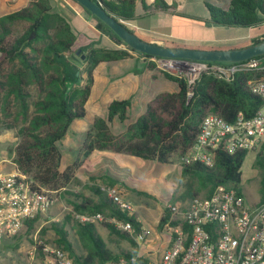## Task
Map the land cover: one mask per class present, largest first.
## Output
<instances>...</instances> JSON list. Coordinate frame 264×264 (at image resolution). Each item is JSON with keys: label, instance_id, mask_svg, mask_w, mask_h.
Here are the masks:
<instances>
[{"label": "trees", "instance_id": "obj_1", "mask_svg": "<svg viewBox=\"0 0 264 264\" xmlns=\"http://www.w3.org/2000/svg\"><path fill=\"white\" fill-rule=\"evenodd\" d=\"M92 1L101 3L108 13L141 39L152 40L137 33L130 24L139 15L141 0ZM205 6L211 12L207 22L219 27L264 24V0H229L226 8L209 3ZM144 9L147 10L146 7ZM83 10L95 20V29L101 35L124 49L93 43L82 45L69 20L48 0H31L27 6L0 17V128L14 130L17 140L13 147V162L17 170L26 174L35 187L54 192L55 202L63 200L67 206L57 222L42 224L48 221L43 215L25 221V236L33 245H36V238L61 250L73 264H107L122 259L128 264H148L149 260L138 257L134 250H114L111 247L114 243H109L110 239L108 242L99 230L101 226L110 237L128 241L132 246L134 235L117 230L108 219L130 222L135 233L142 231L135 212L122 210L107 193L108 188L126 187L125 177L131 176V170L119 165L115 158L99 156L93 159L91 156L95 152H108L142 161L171 163L192 148L206 115L215 114L227 122H233L239 113L252 118L263 103L251 93L247 83L252 78L264 76V55L253 58L258 61V69L239 72L231 82L202 75L191 97L187 96L188 88L183 78L163 73L166 79L176 84L175 91L157 94L144 104L141 112L134 109L127 99H114L107 105L104 115L94 117L76 158L64 164L62 142L73 123L87 115L97 66L103 62L123 60L130 53L153 58L133 51L105 23ZM33 33L35 37L30 39ZM263 41L264 34H261L230 47L211 49L243 48ZM164 45L190 47L170 40ZM78 49H81L80 54H77ZM71 55L75 58L85 55V78ZM78 78L86 83L75 84ZM68 82L73 85L67 86ZM249 154L253 156L252 165L257 170L255 180L263 202L264 140L254 152L238 150L229 154L217 151L212 167L201 163L181 164L184 191L177 201L185 203L194 197H209L220 185L242 193L241 169ZM77 175H86L88 183L81 191H72L70 186ZM132 188L130 191L139 197H151L143 189ZM162 207L160 229L169 217L166 203ZM77 215H101L103 219L83 221ZM171 224L179 225V221ZM16 239L19 240V236L6 240L1 254L6 244ZM36 252L33 264H42L41 247ZM132 258H135L134 262Z\"/></svg>", "mask_w": 264, "mask_h": 264}, {"label": "built area", "instance_id": "obj_2", "mask_svg": "<svg viewBox=\"0 0 264 264\" xmlns=\"http://www.w3.org/2000/svg\"><path fill=\"white\" fill-rule=\"evenodd\" d=\"M157 68L170 74L184 76L191 97L197 81L209 75L231 82L237 73L258 69V61L251 58L237 63L221 64L206 61H187L150 58ZM252 94L258 96L263 106L252 118L239 113L233 122H227L215 114L206 115L192 148L180 163L214 165L215 153L233 154L238 150L254 152L264 140V76L252 78L247 83ZM0 162V254L3 243L21 232L25 221L46 214L55 204L52 191L33 185V181L19 172L12 161L13 170L4 171ZM107 193L122 210L134 212V206L120 195L117 188ZM169 217L165 228L170 234V245L161 260L148 264H264V201L249 204L244 190L218 186L206 198L194 197L187 202L166 203ZM83 221L102 220L101 215H77ZM179 221L173 226L171 222ZM117 230L134 235L139 244L144 242L146 231L139 233L130 222L109 218ZM183 225L186 227L184 228ZM187 228V229H186ZM41 247L42 264H73L66 253L42 241L36 240L31 255ZM132 262L135 258L131 259ZM107 264H128L124 259Z\"/></svg>", "mask_w": 264, "mask_h": 264}, {"label": "rangeland", "instance_id": "obj_3", "mask_svg": "<svg viewBox=\"0 0 264 264\" xmlns=\"http://www.w3.org/2000/svg\"><path fill=\"white\" fill-rule=\"evenodd\" d=\"M186 10L177 12L176 14H169V17L162 15H152L144 18L143 20H135L130 22L132 25H140L143 27L140 33H145L150 37L157 40H170L184 44L190 47L203 46L208 48H224L237 44L238 42L248 38L256 37L264 34V24L256 27H219L207 24L211 12L205 6L206 2L211 5L225 8L229 0H186ZM160 5L162 4L159 1ZM207 12H206V11ZM158 15V16H156ZM173 16V17H170ZM76 27L81 39H88L90 37V27L78 18L76 20ZM129 23V22H128ZM35 37V36H34ZM164 45V43H159ZM119 49H124L123 46H118ZM74 62L78 63L81 67V72L85 78L86 63L82 58H75L71 55ZM141 57V56H140ZM119 65L113 63H103L99 65V73L92 85V94L90 101L87 104L88 114L82 119H77V122L89 123L91 117L89 112L97 105H107L111 99L121 97V84L126 74L138 73L143 74L146 67H143L140 61H119ZM162 71V70H161ZM163 73H168L162 71ZM170 74V73H169ZM181 78L184 74H172ZM85 80L80 81L78 78L75 84L84 85ZM72 83H67V86H72ZM173 87V88H172ZM175 83L170 82L167 86L162 85L154 87L151 93L152 97L161 91H175ZM131 103L136 100V96L127 98ZM138 109V108H137ZM142 111V110H140ZM119 129V128H118ZM121 129V128H120ZM73 132L72 129L69 131ZM68 133V134H69ZM73 134V133H72ZM14 130H4L0 128V162L5 160L4 163L6 172L13 170V147L16 144ZM79 141V140H75ZM67 147L64 149V164L66 160L75 159L73 157V148ZM73 161V160H72ZM253 156L249 154L242 166V183L241 187L244 190L246 200L249 204L256 202L259 199L258 184L256 182L257 170L252 165ZM123 164V163H122ZM131 176H126L125 181L128 184L125 189L129 190V199L132 203L138 205L143 203L145 215L151 220H158L163 213V204L174 203L177 201L178 196L184 191V184L181 180L182 167L180 160H173L171 163H158L154 161L139 160L131 162ZM88 182V181H87ZM86 182V183H87ZM143 189L144 193L150 194L151 197L143 195L139 197L131 192L133 188ZM83 182L75 178L70 190L78 191L82 189ZM121 195V194H120ZM122 196V195H121ZM138 196V197H137ZM123 198V197H122ZM131 203V204H132ZM133 205V204H132ZM134 206V205H133ZM67 210L65 201H58L44 214V218L50 220L51 216L56 215L55 218L61 220L63 214ZM160 221V219H159ZM57 222V221H54ZM45 222H42L44 224ZM19 240H13L6 244L4 253L0 254V264H32L33 260L30 258L31 252L35 245L29 242L28 237L25 236V227L18 234ZM36 241V238H34ZM39 241V240H38Z\"/></svg>", "mask_w": 264, "mask_h": 264}, {"label": "crops", "instance_id": "obj_4", "mask_svg": "<svg viewBox=\"0 0 264 264\" xmlns=\"http://www.w3.org/2000/svg\"><path fill=\"white\" fill-rule=\"evenodd\" d=\"M30 1L31 0H0V17L27 6ZM48 1H50V3L54 6V9L56 11L61 13L63 16H65L69 20V22L72 24L73 28L75 29L77 33L78 31H77L75 22L78 18L82 19V21L85 22V24H87L90 27L92 31L90 33L89 40L81 39V37H79L81 39L82 45L93 43V44H99L100 46H106V47H112V46L118 47V45H115L109 39V37L105 35H101L95 29V24H96L95 20L91 16H89L86 12H84L83 8H81V6H79L77 3L73 2L72 0H48ZM159 1L162 2L161 5ZM186 2H187L186 0H141V4L139 5V15L137 16V19L143 20L144 18L155 15V14H158L159 16L163 14L164 16L169 17V14H176L179 11L186 10ZM205 2L207 3V1ZM164 5H166L167 8H162V6ZM145 7L147 8L146 11L144 9ZM207 16H209L207 18H210V15H207ZM170 17H173V16H170ZM207 24L213 25L210 22H207ZM133 27L137 33L150 37L149 35L145 33H140L141 30H143V27H141L140 25H133ZM150 38L152 39L151 41H155L157 43L165 42L164 40H157V39H154L153 37H150ZM132 60L140 61L141 65L143 67H146V69L144 70L143 74H138L135 72L126 74L125 77L123 78L124 80L122 81V84L120 87L121 97H116V98L117 99L118 98L127 99L133 96H136V100L132 102L131 105L134 109L138 108L137 110L140 111V110H143L144 104L149 101L148 99L151 96V93L154 92L152 91L154 87H158L162 85L167 86L168 84H170L171 81L165 78L163 72L157 68L156 64H154L150 58L146 59L134 53H130V56L123 60H118V61H113V62H103V63H113L115 65H119V63H117L119 61H132ZM103 63H100L99 65ZM99 65L94 70V81L96 79V75L100 72L99 70L102 69V68H99ZM175 87H176V84H175ZM91 94H92V91H91ZM113 100L114 99H111L107 103V105ZM88 102H91L90 98ZM107 105H97L93 110H91L89 112V115L91 117V120L89 123L87 122L85 123L77 122L76 123L75 121L73 125L71 126V129L73 132H70V133L68 132L69 134H67L66 138L64 139L62 143H63L64 149H66L70 145H72L73 147H76V148H73L74 149L73 150L74 155H72L73 157L76 158L78 151L80 149V146L82 145L83 141L86 138L87 132L92 127L94 117L104 115ZM87 114H88V111H87ZM75 140H79V141H75ZM99 156H105L107 158H111V157L115 158V160H117L119 165L123 167H127L130 170H131L130 168L131 162L133 163L134 161H139V159L134 158V157H128L125 155H114L108 152H105V153L95 152L91 157L95 159V158H98ZM72 160L74 159H70V161L69 159H67L66 163H69ZM77 178L83 182V186H85L88 183L87 182L88 177L86 175H79V176L77 175ZM117 188L119 189V192L122 195V197L126 201L132 203V201L129 199V195H131L129 193V190H126L125 187L120 186V185H118ZM78 191H81V189H79ZM132 204L134 205V208H135L134 212H135L138 222L141 225L142 230L144 229L146 231V237H145L144 242L139 244L138 242L135 241L134 245L132 246L128 241H124V240L119 241L118 238L116 237H110L107 230L101 226H99V230L104 237H107L108 242L110 239L109 243L111 242L114 243L111 245V247L114 248V250L116 251L118 249L124 250V251L134 250L136 251V254L138 257L146 258L150 262L159 261L161 260L163 254L165 253V251L168 249L170 245V234L165 227L161 229L159 228L160 217L158 220H151L147 217V215H145L143 203H140L138 205L134 203ZM55 216L56 215L51 216L50 217L51 219L45 222L44 224H47L49 222L59 221V219L55 218ZM36 255H37V252L35 251L34 255L30 257L33 260L32 264L36 260Z\"/></svg>", "mask_w": 264, "mask_h": 264}, {"label": "water", "instance_id": "obj_5", "mask_svg": "<svg viewBox=\"0 0 264 264\" xmlns=\"http://www.w3.org/2000/svg\"><path fill=\"white\" fill-rule=\"evenodd\" d=\"M75 1L105 23L128 47L138 53L162 59L224 63H237L264 55V41L243 48L227 49L173 47L161 45L155 41H146L141 39L137 34L131 32L114 15L108 13L102 7L101 3H95L92 0ZM34 36L35 34L33 33L30 39ZM80 52L81 49H78L77 54H80ZM81 58L84 59L85 55H82Z\"/></svg>", "mask_w": 264, "mask_h": 264}]
</instances>
